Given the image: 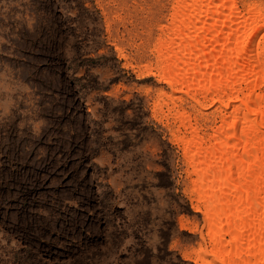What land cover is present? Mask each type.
<instances>
[{
	"label": "rangeland",
	"instance_id": "374dc122",
	"mask_svg": "<svg viewBox=\"0 0 264 264\" xmlns=\"http://www.w3.org/2000/svg\"><path fill=\"white\" fill-rule=\"evenodd\" d=\"M173 1L0 0V264H200L167 107L218 122L162 94Z\"/></svg>",
	"mask_w": 264,
	"mask_h": 264
},
{
	"label": "bare ground",
	"instance_id": "6f19581e",
	"mask_svg": "<svg viewBox=\"0 0 264 264\" xmlns=\"http://www.w3.org/2000/svg\"><path fill=\"white\" fill-rule=\"evenodd\" d=\"M173 2L169 33L153 47L172 88L160 93L184 89L218 122L204 133L173 99L167 107L204 218L198 260L264 264V0Z\"/></svg>",
	"mask_w": 264,
	"mask_h": 264
}]
</instances>
